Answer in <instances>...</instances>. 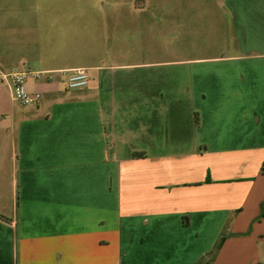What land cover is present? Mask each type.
<instances>
[{
    "label": "crops",
    "instance_id": "crops-1",
    "mask_svg": "<svg viewBox=\"0 0 264 264\" xmlns=\"http://www.w3.org/2000/svg\"><path fill=\"white\" fill-rule=\"evenodd\" d=\"M179 9L0 0V71L55 77L34 106L0 83V264H195L222 235L211 264H264V0ZM167 19L189 55L118 54Z\"/></svg>",
    "mask_w": 264,
    "mask_h": 264
},
{
    "label": "rangeland",
    "instance_id": "rangeland-1",
    "mask_svg": "<svg viewBox=\"0 0 264 264\" xmlns=\"http://www.w3.org/2000/svg\"><path fill=\"white\" fill-rule=\"evenodd\" d=\"M167 6H178L180 9L186 11L191 6L194 5L196 0H166ZM179 2V3H177ZM192 21L190 20H182L180 22L174 21L172 19H167L165 21L166 28L161 31L154 32L152 36V43L150 46H135V50L126 51V46L119 45L118 54L124 55L125 59L135 60V61H143V60H167L176 58L175 56L182 57L189 55V52H186L185 49L190 48V34H189V26H184L182 28L178 27L180 24L189 25ZM188 28V29H186ZM139 38V37H138ZM159 40V41H158ZM165 40V41H162ZM138 45V44H137ZM183 48V52H176V48ZM125 50V51H122ZM6 89V88H5ZM8 92V90L6 89Z\"/></svg>",
    "mask_w": 264,
    "mask_h": 264
},
{
    "label": "built area",
    "instance_id": "built-area-1",
    "mask_svg": "<svg viewBox=\"0 0 264 264\" xmlns=\"http://www.w3.org/2000/svg\"><path fill=\"white\" fill-rule=\"evenodd\" d=\"M60 76L65 78L66 88L69 90L81 89L88 85L89 75L85 68H76L70 71H58ZM53 80V73H41L21 69L0 71V83L5 84L10 92L11 99L22 106H34L41 98L39 92L29 91L27 88L28 79L39 80L42 76Z\"/></svg>",
    "mask_w": 264,
    "mask_h": 264
},
{
    "label": "trees",
    "instance_id": "trees-1",
    "mask_svg": "<svg viewBox=\"0 0 264 264\" xmlns=\"http://www.w3.org/2000/svg\"><path fill=\"white\" fill-rule=\"evenodd\" d=\"M134 156H138L137 154H134ZM261 172L264 174V165L261 167ZM209 181V180H207ZM262 209L264 207V203H262L261 205ZM264 216V213H262V217ZM224 240V236H220V238L218 239V241L215 243L213 249L207 253L205 256H203L198 262H196L195 264H211L213 262V260L215 259L218 250L220 249L222 242Z\"/></svg>",
    "mask_w": 264,
    "mask_h": 264
}]
</instances>
